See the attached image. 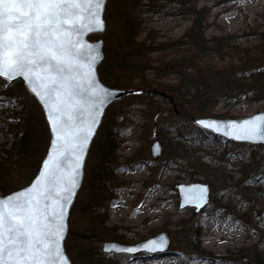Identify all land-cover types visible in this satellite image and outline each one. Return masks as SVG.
Listing matches in <instances>:
<instances>
[{"label":"rangeland","instance_id":"374dc122","mask_svg":"<svg viewBox=\"0 0 264 264\" xmlns=\"http://www.w3.org/2000/svg\"><path fill=\"white\" fill-rule=\"evenodd\" d=\"M162 2L140 27L138 40L147 33L153 37L145 44L150 52L141 66H149L147 77L160 83L199 86V96L210 97L209 103L201 104L209 114L196 113L199 103L191 100L193 92L176 99L158 87H131L130 95L111 104L103 120L115 114L118 146L110 165L112 177L98 192L95 189L98 198L93 202L102 120L69 215L68 235H74L67 253L74 264H81L73 251L85 236L94 252L93 264H228L224 259L229 257L264 264V145L226 140L193 121L201 115L242 117L264 110V0H198L196 8L206 11L203 55L196 47L168 49L176 40L188 41L184 35L193 15L178 2ZM122 7L120 0H107L106 28L92 35L104 41L99 74L103 62H112V55L125 49ZM158 44L165 50L160 52ZM219 44L224 46L216 54ZM260 73L263 84L253 81ZM157 90L173 95L177 111ZM155 139L163 147L156 158L150 150ZM49 140V126L36 97L21 79L10 82L0 77V195L31 181ZM181 182L208 183L209 203L199 211L180 208ZM192 224L199 228V237L191 236ZM111 230L125 243L160 232H166L170 241L165 250L139 251L136 256L106 252L104 241L117 240L105 235Z\"/></svg>","mask_w":264,"mask_h":264},{"label":"snow or ice","instance_id":"6c2138e0","mask_svg":"<svg viewBox=\"0 0 264 264\" xmlns=\"http://www.w3.org/2000/svg\"><path fill=\"white\" fill-rule=\"evenodd\" d=\"M105 2L0 0V77L20 75L35 85L31 91L49 110L56 136L52 147L57 150L55 162L49 163L54 159L49 154L44 161L48 171H41L31 188L0 199V264H62L65 260L64 210L78 186L80 158L106 97L92 77L99 53L82 37L103 30ZM255 120L264 117L242 121L249 127L240 128L235 138L264 139V125ZM197 123L209 128L215 121ZM69 156H75L74 167L65 175L61 165ZM149 243L156 245L154 240Z\"/></svg>","mask_w":264,"mask_h":264},{"label":"trees","instance_id":"16d2710c","mask_svg":"<svg viewBox=\"0 0 264 264\" xmlns=\"http://www.w3.org/2000/svg\"><path fill=\"white\" fill-rule=\"evenodd\" d=\"M121 6L124 4V7H122L120 10L125 12L124 21L122 24V34L123 41L125 42L122 44V47H125L123 52L120 51V53H115L112 55V62L105 61L100 67V74L102 78L118 87H124V88H131L134 86H141V87H158L164 90H168L170 93H172L176 99H179L182 97V95L191 94V97L194 103H199V107L196 109V113L198 114H209L208 110L203 109L204 107L201 104L209 103L210 97L208 98H201L202 95L199 96V94L202 93V89L199 86H193V85H184L181 86L180 83L176 84H170V83H160L155 80V78L147 77L146 72L150 67H146L145 64L141 66V61L144 59L148 52V47H145V44L148 40H150L152 37L151 33H147L144 35V37L140 40L138 38L140 37V34L142 33L141 24L145 18V16L148 14L149 11L155 10L158 6L164 5L165 2H162V0H147L145 3H142L141 0H120ZM170 1V0H165ZM173 2H178L180 8H184L189 12L191 15H193L192 23L188 30L186 31L184 38L186 37L188 41H183V39H179L171 43V46L168 47V49L172 48L173 50H176L175 47L178 50H184L189 49L190 47H196L199 49V53L202 50H205L206 43L204 42V33H203V24L205 22V16L206 11L205 8H196V4L198 0H172ZM123 3V4H122ZM183 10V9H182ZM119 24L122 23L121 18L118 19ZM224 38V37H222ZM221 39V38H219ZM162 45V43H159ZM158 44V48L161 51L165 50L162 48L161 45ZM224 45L219 44L218 48L216 50V54L220 53ZM171 49V50H172ZM201 54V53H200ZM203 55V54H201ZM143 62V61H142ZM146 68V69H144ZM148 68V69H147ZM156 68V67H154ZM156 70V69H155ZM156 74H162L160 71L157 70ZM164 74V73H163ZM174 74H177L175 72ZM263 75L260 73L257 75V77L253 78V81H258L259 83L261 81L260 79L263 78ZM260 81H259V80ZM137 80V81H136ZM184 79H182L183 81ZM199 96V97H198ZM195 99V101H194ZM115 113V112H114ZM117 113V111H116ZM115 115V114H114ZM114 115L112 118L107 115V118L103 120V126L104 129H101L99 133H102V140L100 143V147H98V154L100 159L97 162V165L95 167V175H94V182L96 181V187H93V193H92V201L96 202L98 196L97 192L100 190V188L104 187L106 184V179L112 177V166L111 163L113 161V153L117 149L118 141L117 139V132L113 130V122H114ZM112 125V127H111ZM115 162V161H114ZM97 188V192H95V189ZM3 192H7L6 189H4ZM90 211V210H89ZM93 213L91 214V216ZM100 216H103L100 214ZM189 228L192 230V237L193 234L197 235L199 237L200 230L197 227L196 224L189 225ZM103 233V231L101 230ZM98 234V233H97ZM74 234L70 233L66 238V249L72 250L73 243H72V236ZM105 235L108 238H114L117 240H121L122 237H119L115 231L109 232L107 231ZM103 237V235H102ZM79 241V244H76V249H74L73 254L74 257L86 264H93V251L91 249V246L88 244L87 240L85 239ZM225 258V257H224ZM223 259V257H222ZM228 264H251L249 261H242L238 262L237 257L235 259L230 258L224 259ZM112 264V263H111ZM121 264V263H120ZM124 264V263H122Z\"/></svg>","mask_w":264,"mask_h":264},{"label":"water","instance_id":"95a60500","mask_svg":"<svg viewBox=\"0 0 264 264\" xmlns=\"http://www.w3.org/2000/svg\"><path fill=\"white\" fill-rule=\"evenodd\" d=\"M106 4H107V0L105 2V5H104L103 11H102L103 30L97 29L95 31L88 32V33L84 34L82 37L85 44L93 45L95 47V50L99 53V56L97 57V62L93 65V68H92V77L96 81V87L99 89L105 90L106 97L104 100V104L100 108L99 114L97 115V123L93 129L92 135H91L90 139L88 140L87 145L84 149V152L80 158L78 186L74 189V194L72 195L70 202L66 205L65 210H64V213H65V219H64L65 231L63 233V239L61 240V247H62V251H63L64 256H65V260L62 262V264H74L72 262L71 258L69 257L68 253H67L66 246H65V240H66V237H67L68 231H69V221H68L69 215L71 212V208L75 202L77 193H78V191L82 185V182H83L84 173H85V164H86V160H87L88 153H89L90 147L92 145V142H93V140L97 134V131H98V129L102 123V120H103V117L105 115L107 108L111 104H113L114 102L127 97L128 95H130L133 92L132 88H124V87H118V86L107 84L100 77V74H99V66H100V64L104 58V41H103L102 37L92 38V35L93 34H101L104 32V30L106 28V20H105V16H104ZM1 78H5L10 82L21 79L24 82V84L26 85L28 90L36 97V99L41 104L45 118H46V121H47L48 126H49V131H50L49 144H48L46 153L40 162V165L38 167L36 174L34 175V177L31 179V181L28 184H26L20 188H17L15 190H12L10 192H7V193L0 195V199H6L8 196H14L18 192H24L26 189L31 188L33 186V184H35L38 181V179H40L41 171H44V172L48 171V169L44 168V161L48 159L49 154H51L54 158L53 161H50L49 163L52 164L55 162L57 150L52 147V141L56 139V136L53 134L52 124L49 122V110L45 107L41 98L31 91V88L35 87V85H31L29 83V81L24 78V76H20V75L13 76V77L4 76ZM37 90L39 91L40 89L38 88ZM156 93L159 96H162L166 99H169L172 102V104L174 105L175 111H177L176 102H175L172 94L167 93V92L162 91V90H157ZM253 117H264V110L254 112L252 114L242 116V117H217L214 115H201L198 117H194L193 121L203 128H205V127L202 126L201 124L197 123L198 121H201V120L215 121V123L212 124L211 127L205 128V129H209L214 134L220 135L227 140L245 142V143H249V144H263L264 145V139H236L235 138L237 133H238V130L240 128L249 127L248 125H243L242 121L252 120ZM84 119H85V122H87V119H88L87 113L84 114ZM253 123L259 124V125H264V120H255V121H253ZM85 127H86V123H85ZM225 132H227L228 134L225 135L224 134ZM57 146L59 148V146H60L59 141L57 142ZM67 147L70 148L71 144L67 145ZM150 150H151L152 156L155 158L162 154L163 147H162V143H161L160 139H155L151 143ZM74 160H75V156H69L68 159L63 161V164L61 165V171L65 175H67L68 172H70L71 169L74 167V163H73ZM177 189H178V192L180 195V202H179L180 208H184L187 206H193L196 211H199L203 207H205L210 201V187H209V184L206 182H190V183L181 182V183L177 184ZM189 189H191L192 191L189 192L188 191ZM153 240L156 241V245H152L149 243V241H153ZM169 241H170V237L168 236V234L166 232H160V233H157V234L152 235L150 237H147L146 239L138 241L136 243H125V242L113 240V239L105 240L103 245H102V249H103V251H106V252L114 251V252H126V253H130V254H136L137 252L144 251V250H146L148 252L157 251L160 249L165 250L169 244ZM127 248H133L134 251L133 252L122 251V249H127ZM153 248H156L157 250H150Z\"/></svg>","mask_w":264,"mask_h":264}]
</instances>
